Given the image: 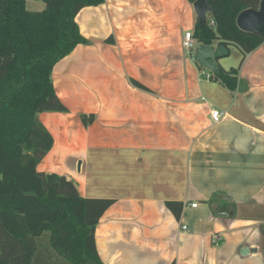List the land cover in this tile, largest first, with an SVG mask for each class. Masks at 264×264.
I'll return each mask as SVG.
<instances>
[{
	"label": "crops",
	"instance_id": "crops-1",
	"mask_svg": "<svg viewBox=\"0 0 264 264\" xmlns=\"http://www.w3.org/2000/svg\"><path fill=\"white\" fill-rule=\"evenodd\" d=\"M75 21L89 43L53 67L66 112L39 115L53 146L37 171L112 201L94 232L100 260L263 264L264 43L230 93L182 49L197 21L186 0H104ZM241 58L229 46L216 63L229 71Z\"/></svg>",
	"mask_w": 264,
	"mask_h": 264
},
{
	"label": "trees",
	"instance_id": "trees-1",
	"mask_svg": "<svg viewBox=\"0 0 264 264\" xmlns=\"http://www.w3.org/2000/svg\"><path fill=\"white\" fill-rule=\"evenodd\" d=\"M40 1L43 9L33 12L27 0H0V264H104L94 232L112 201L82 198L71 179L37 171L53 146L39 115L66 112L53 88V67L76 46L89 43L75 18L104 0ZM206 2L214 12L196 21L192 37L198 45L239 50L237 68L225 71L217 65L209 72L210 81L233 93L246 55L264 43V37L239 30L236 17L258 10L264 0ZM80 119L87 126L93 116Z\"/></svg>",
	"mask_w": 264,
	"mask_h": 264
},
{
	"label": "water",
	"instance_id": "water-1",
	"mask_svg": "<svg viewBox=\"0 0 264 264\" xmlns=\"http://www.w3.org/2000/svg\"><path fill=\"white\" fill-rule=\"evenodd\" d=\"M194 12L199 23L203 22L208 13L214 12L206 0H197L193 3ZM236 26L239 30L264 37V2L258 10L247 9L236 17ZM228 50L224 46L214 47L200 45L194 51V61L209 72H216V60L226 57Z\"/></svg>",
	"mask_w": 264,
	"mask_h": 264
},
{
	"label": "built area",
	"instance_id": "built-area-1",
	"mask_svg": "<svg viewBox=\"0 0 264 264\" xmlns=\"http://www.w3.org/2000/svg\"><path fill=\"white\" fill-rule=\"evenodd\" d=\"M182 49L185 53L191 55L192 54V59H194V48H195V41L192 37V32L191 31H186L184 34H183V37H182ZM205 79L206 80H209L210 79V76L209 74H206L205 75ZM221 113L218 112V111H212L211 112V119L214 121V122H218L220 119H221ZM196 205H192V207H195ZM183 229H185V227H183Z\"/></svg>",
	"mask_w": 264,
	"mask_h": 264
},
{
	"label": "rangeland",
	"instance_id": "rangeland-1",
	"mask_svg": "<svg viewBox=\"0 0 264 264\" xmlns=\"http://www.w3.org/2000/svg\"><path fill=\"white\" fill-rule=\"evenodd\" d=\"M40 4H41V6H40V8H39V9L43 8V4H42V3H40ZM35 11H37V10H35ZM197 46H198V44H197V43H195V48H194V51L197 49Z\"/></svg>",
	"mask_w": 264,
	"mask_h": 264
}]
</instances>
